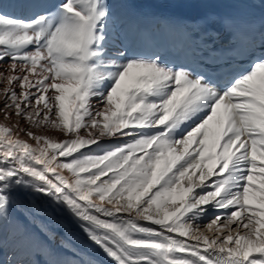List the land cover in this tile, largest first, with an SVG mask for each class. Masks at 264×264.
Here are the masks:
<instances>
[{"label": "snow or ice", "instance_id": "1", "mask_svg": "<svg viewBox=\"0 0 264 264\" xmlns=\"http://www.w3.org/2000/svg\"><path fill=\"white\" fill-rule=\"evenodd\" d=\"M20 2L27 18L0 6V227L19 194L42 195L112 264H264V41L239 69L197 70L117 43L146 23L185 28L139 10L162 0H123L122 15L114 0ZM221 23L231 40L245 22ZM37 226L34 254L53 255Z\"/></svg>", "mask_w": 264, "mask_h": 264}, {"label": "bare ground", "instance_id": "2", "mask_svg": "<svg viewBox=\"0 0 264 264\" xmlns=\"http://www.w3.org/2000/svg\"><path fill=\"white\" fill-rule=\"evenodd\" d=\"M191 2L195 5L204 6L201 0H182ZM123 0H114L113 11L122 15L129 9L121 8L119 5ZM249 3L264 7V3L260 0H249ZM2 10L8 14L18 17H24L23 11L25 3L20 0H0ZM3 87V84H0ZM3 105L0 104V107ZM15 117L13 116V122ZM0 122L11 123L5 121L3 115H0ZM22 126L24 125L21 121ZM55 135L56 133H51ZM23 136V133H21ZM95 151V149H93ZM56 209V210H55ZM37 212L39 214H37ZM29 220H25L24 216ZM43 222L56 234L55 242H49L53 255L36 256L34 248L37 241H46V237L40 233L37 226L38 222ZM207 223V221H204ZM61 240L70 245L71 250L60 246ZM0 256L5 261L16 259L22 261L23 264H31L33 260H39L40 264L56 260H74L76 264H86L91 260L94 264H112V261L103 253V251L94 243H92L79 227V222L75 220L67 210L42 195L25 196L19 194L13 205L8 209V218L0 227Z\"/></svg>", "mask_w": 264, "mask_h": 264}, {"label": "rangeland", "instance_id": "3", "mask_svg": "<svg viewBox=\"0 0 264 264\" xmlns=\"http://www.w3.org/2000/svg\"><path fill=\"white\" fill-rule=\"evenodd\" d=\"M55 210H56V209H55ZM22 216H24V218H26L25 215H22ZM25 220H27V222L29 221L27 218H26Z\"/></svg>", "mask_w": 264, "mask_h": 264}]
</instances>
